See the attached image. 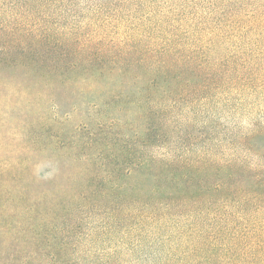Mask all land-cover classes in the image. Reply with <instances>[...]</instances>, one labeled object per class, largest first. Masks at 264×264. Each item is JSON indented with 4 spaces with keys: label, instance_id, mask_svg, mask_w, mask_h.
<instances>
[{
    "label": "trees",
    "instance_id": "1",
    "mask_svg": "<svg viewBox=\"0 0 264 264\" xmlns=\"http://www.w3.org/2000/svg\"><path fill=\"white\" fill-rule=\"evenodd\" d=\"M69 1L81 0L44 5ZM85 20L61 25L91 26L79 36L48 28L43 52L3 36L0 79L14 84L43 69L44 88L99 86L122 122L140 129L112 139L92 132L66 147L49 121L44 149L42 135L27 149L81 162L74 207L109 212L110 229L153 230L160 261L148 263L264 264V119L254 115L264 113V0H92ZM212 105L249 125L221 134L203 120L208 135L194 136L196 148L149 149L177 125L165 112L192 118Z\"/></svg>",
    "mask_w": 264,
    "mask_h": 264
},
{
    "label": "rangeland",
    "instance_id": "2",
    "mask_svg": "<svg viewBox=\"0 0 264 264\" xmlns=\"http://www.w3.org/2000/svg\"><path fill=\"white\" fill-rule=\"evenodd\" d=\"M47 2L0 0V45L5 36L19 37L23 39L19 42L25 41L21 45L26 43L27 50L43 52L44 34L48 33V28L51 34L54 33L51 29L55 28L59 35L68 34V31H74L72 33L78 36L91 32V26L86 28L87 31L83 27L82 30H69L61 25L77 23L86 26L89 20H81L92 0L75 4L69 1L63 5L50 3L49 10L44 5ZM55 20L59 24H55ZM18 74L14 84L0 79V264L159 262L158 254L153 252L158 244L153 230L138 228L132 232L125 222L123 226L111 224L110 229L104 226L109 222V212L96 206L91 207L92 210L74 207L76 200L72 195L83 174H79L81 162L70 159L56 163L45 157L44 152L29 147L37 135H42V142L37 141L36 148L44 149V134H47L46 123L49 121L52 122V133H60L66 147L92 132L103 133L108 139L116 133H134L140 129V121L135 120L131 127L124 124L122 120L125 121L126 116L115 102L101 97L99 86L76 83L44 88L43 69L28 78ZM20 82L22 85H17ZM190 104L196 106L195 102L186 103ZM182 115L179 110L164 113L165 121L171 118L168 122L177 125L168 126V141L153 142L149 149L167 146V143L171 149L177 150L199 143L194 136L208 135L203 129V120H213L210 122L216 127L215 131L222 134L232 129L234 123L247 127L250 118L240 121L232 112H224L213 105L197 111L192 118L185 113ZM254 115L258 120L264 119V113ZM7 196L10 197L8 201H2ZM164 249L166 247L160 251ZM154 255L155 259L151 261L150 257ZM166 258L175 260L169 256Z\"/></svg>",
    "mask_w": 264,
    "mask_h": 264
}]
</instances>
